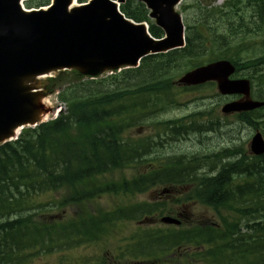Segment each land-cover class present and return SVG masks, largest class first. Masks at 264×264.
Segmentation results:
<instances>
[{
  "label": "trees",
  "instance_id": "16d2710c",
  "mask_svg": "<svg viewBox=\"0 0 264 264\" xmlns=\"http://www.w3.org/2000/svg\"><path fill=\"white\" fill-rule=\"evenodd\" d=\"M49 1L31 0L27 5L38 7ZM198 8L194 21L186 17L187 45L182 49L151 55L138 69L98 80L84 79L74 70L49 78L47 91L60 90L66 111L36 128H25L17 140L0 147V264L101 242L114 249L126 241L121 239L114 246L115 234L124 231L156 243L150 252H142L150 261L161 260L174 249L183 264H264V165L254 189L249 187L252 183L239 186L235 165L214 177L172 179L151 172L128 179L115 174L136 155L145 154L149 137L131 139L128 132L173 104L170 92L179 89L178 74L225 58L237 71H245L255 86L264 87V54L260 52L264 37H258L264 35V0H226L223 6ZM121 9L135 21H150L141 2L128 1ZM219 23L230 32L218 28ZM232 30L244 37L234 43ZM150 32L155 37L163 35L154 23ZM122 79L125 87L111 88ZM193 183L194 191L185 193L177 204L196 199L218 214L221 225L208 220L182 227L146 225L150 217L167 209L165 201L121 202L108 209L97 206L107 195L124 199L157 185ZM64 210L76 214L61 219ZM133 221L143 223L128 232L125 226ZM111 235L115 236L104 240ZM120 248L113 250L117 260L125 258Z\"/></svg>",
  "mask_w": 264,
  "mask_h": 264
},
{
  "label": "water",
  "instance_id": "95a60500",
  "mask_svg": "<svg viewBox=\"0 0 264 264\" xmlns=\"http://www.w3.org/2000/svg\"><path fill=\"white\" fill-rule=\"evenodd\" d=\"M26 0H0V145L14 139L24 127L36 126L55 113L42 102L46 92L41 76L77 70L98 75L109 69L137 66L150 54L167 52L184 45V24L176 6L181 0H138L151 10L166 35L155 39L145 24L134 23L119 11L126 0H92L71 7L73 0H53L47 9L26 11ZM235 67L220 60L188 72L184 84L218 82L222 93H244L250 82L230 80ZM262 103L249 99L224 107L226 113L248 110ZM256 153L264 152L262 136L252 141ZM167 223H178L170 217Z\"/></svg>",
  "mask_w": 264,
  "mask_h": 264
},
{
  "label": "rangeland",
  "instance_id": "374dc122",
  "mask_svg": "<svg viewBox=\"0 0 264 264\" xmlns=\"http://www.w3.org/2000/svg\"><path fill=\"white\" fill-rule=\"evenodd\" d=\"M224 1H219V0H183L181 4L177 6V11L181 13L183 19L185 20L186 17L189 15L191 17V20L194 21L196 18V15L199 12V6L200 7H209V6H221L223 5ZM26 4V2H25ZM27 6V5H25ZM185 7V8H184ZM247 15H250L248 10ZM223 24L219 23L218 28L222 27V30L226 33L230 32V28L228 26H222ZM225 25V24H224ZM249 29L251 30H256L253 25L248 24ZM235 30V29H234ZM232 30V38L231 40L235 42L241 40L244 37V34L242 32H237ZM258 37L261 38L264 37L263 34H259ZM260 52L264 54V50L261 49ZM244 54V53H243ZM183 74V72H182ZM181 73L177 75V79L180 78L182 75ZM246 77V72L241 71L239 74H236L233 76V78H243ZM46 77L41 78L42 81V88H45V86L48 84L46 81ZM121 84H116V85H111V88H121L125 87L127 85L126 81L122 79L120 82ZM257 94H262L264 95V87L261 86H256ZM46 92V89L44 90ZM171 94V99L174 101L173 104L167 108H164L160 112H157L156 116H153L149 119L146 118L145 122L142 124L140 127H135L132 131L131 134L138 138L141 136H148L151 134V128H150V122L152 121H171V120H178L184 119L187 116L191 114H199L206 112L207 115L213 114L214 120L217 121L220 119L221 125L216 128L215 131L212 132H206V133H190L189 135L192 136L194 139H201L203 143H198L199 145H192L191 142H180L176 143L179 141H182L183 139L187 138H182V140L179 141H171L170 145L168 144V149H167V154L168 155H184L187 157H205L208 160L209 166L206 168L208 169H213V172L215 174L216 168L219 165H224L228 161H236L239 159L240 155L237 154V151L235 150L236 147L240 149V147L243 148L245 146L250 132H255V129L257 128L256 126H243L240 124L241 127H247L243 131H239L237 122L239 121L236 116H230L224 119H221L222 113H221V108L226 105L227 103L233 102L231 100L236 99V96H223L218 92V89L216 87V84H206L200 87H197L192 90H187L184 87L179 86V89L177 90H172L170 92ZM47 101L51 106H60L63 105L61 104L57 98L56 94H47ZM46 103V106H49V104ZM163 101H169V100H163ZM63 107V106H62ZM199 116V115H198ZM149 117V116H148ZM223 117V116H222ZM205 120L207 117H203ZM209 118V117H208ZM207 118V119H208ZM191 120V119H190ZM190 120L188 119L187 123H190ZM197 121L202 120L201 117L196 118ZM229 123V124H227ZM250 128V129H249ZM245 144L243 145V143ZM224 149H231L229 150V154H231V157L223 159V160H218L217 158L214 157V154L221 152ZM163 151H158L157 148L154 152V155L157 153ZM167 155L166 153H164ZM121 174V173H119ZM118 173L116 174L117 176L119 175ZM125 174L127 176H132L133 171L127 170L125 171ZM117 178H120L119 176ZM163 187H154L153 189L149 190L148 192L144 194H138L134 198L128 199L126 198L125 200H122L125 203L129 202H140V201H154L157 199L165 198V199H171L173 195L168 196L165 194H160L162 191ZM245 191L243 190V193ZM166 195V196H165ZM178 196V195H176ZM121 201V202H122ZM120 202V201H119ZM105 203V201H103ZM102 203V204H103ZM187 209L185 210L191 214L194 215L195 217L197 216H202V217H207V218H214V214L206 209L205 207L201 206L198 204L196 205H191L187 204ZM184 210V208H183ZM189 217V216H188ZM193 216H190L192 218ZM190 220V219H189ZM157 225H162L159 222H157ZM130 227V226H129ZM90 246V245H89ZM105 248L104 247H83L82 249H79L77 252L76 250H73L75 253H63L61 251H56L53 254H40V256L37 257H32L28 259L27 264H60L62 262H66L67 257L70 258V263L69 264H102V259L101 257L105 253ZM111 260V259H109Z\"/></svg>",
  "mask_w": 264,
  "mask_h": 264
},
{
  "label": "flooded vegetation",
  "instance_id": "af4514ba",
  "mask_svg": "<svg viewBox=\"0 0 264 264\" xmlns=\"http://www.w3.org/2000/svg\"><path fill=\"white\" fill-rule=\"evenodd\" d=\"M240 124L243 125V126H250V127L253 126L249 121H245L243 119H240L237 122L239 131H243V130H245L247 128V127H241ZM253 124L255 126H258L257 122H253ZM257 130L258 129H255V132ZM255 132L254 131L250 132V135H249V138H248L246 144H245V142L243 143V145L245 144V146H246V151H245V146H243V148L240 147V149L237 147V153L240 155V157L238 159V165H237L239 172H245L246 174H250V173L253 172L254 167L258 163V160L254 159L256 156L251 154V151L249 149V142L251 141V139L254 136Z\"/></svg>",
  "mask_w": 264,
  "mask_h": 264
},
{
  "label": "bare ground",
  "instance_id": "6f19581e",
  "mask_svg": "<svg viewBox=\"0 0 264 264\" xmlns=\"http://www.w3.org/2000/svg\"><path fill=\"white\" fill-rule=\"evenodd\" d=\"M219 1H221V2H222V1H224V0H219ZM75 5H76V0H73L72 7H73V6H75ZM45 102H46V100H44V102H42V103H43L44 105H46V103H45Z\"/></svg>",
  "mask_w": 264,
  "mask_h": 264
}]
</instances>
